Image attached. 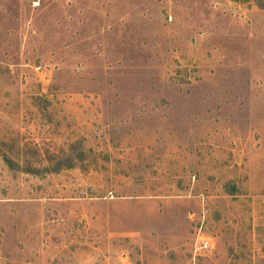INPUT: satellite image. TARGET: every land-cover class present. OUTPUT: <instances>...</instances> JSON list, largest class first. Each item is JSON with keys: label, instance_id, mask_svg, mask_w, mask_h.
I'll return each instance as SVG.
<instances>
[{"label": "rangeland", "instance_id": "obj_1", "mask_svg": "<svg viewBox=\"0 0 264 264\" xmlns=\"http://www.w3.org/2000/svg\"><path fill=\"white\" fill-rule=\"evenodd\" d=\"M0 264H264V0H0Z\"/></svg>", "mask_w": 264, "mask_h": 264}]
</instances>
